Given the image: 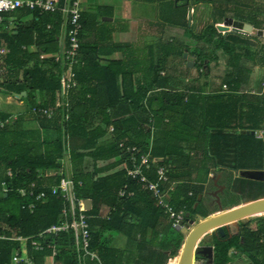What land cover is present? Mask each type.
<instances>
[{
    "label": "trees",
    "instance_id": "16d2710c",
    "mask_svg": "<svg viewBox=\"0 0 264 264\" xmlns=\"http://www.w3.org/2000/svg\"><path fill=\"white\" fill-rule=\"evenodd\" d=\"M175 1L178 5L179 0ZM57 2L62 4L63 0ZM198 4H204L208 8L207 15L210 19L203 23L198 32L194 30L193 24H187L186 12L182 16L184 21L180 19L177 22L181 24L184 43L178 42L179 48L175 57H181L182 53L187 52V56L194 58V65L190 67L187 59L183 60L184 72L179 68L180 70L173 73L168 69V58H161L156 64L146 67L150 72L147 82L140 78L133 81V67H129L134 61L129 62V66L120 67L124 68V75L120 79V70H115L111 62L100 64L96 47H87L81 42L84 23L81 16L80 45L77 63L73 65L78 85L64 94L69 102V121L64 124L60 120L59 115L63 110L59 107L58 100L62 94L65 64L55 61L52 56L41 57L42 54L58 53L56 28L46 29L44 24L39 26V22H34L30 28H18L15 34L13 30L6 28L5 22L0 25L4 29L0 33V44L5 50L0 54V92L19 96L26 101L29 108L15 114L17 116L12 120H9L12 117L10 113L0 112V165L4 164L6 170H11L14 174L11 179L5 174L1 178L8 181L13 188L0 194L1 224L15 229L17 235L27 236L58 221L62 204L59 195H51L49 188H45L49 194L47 201L37 203L31 213L21 208L22 200L16 189L31 182H38V185L43 182L57 183L60 177L39 180L36 177L37 170L59 168L60 159L67 154L74 164L72 178L76 198L92 201L91 209L86 211L90 235L88 249L91 252L107 264L111 253L112 257L118 256L117 249H110L109 246L112 235L124 234L127 238H135L149 228L153 235L157 230L167 235L163 244H160V249L167 250L168 254L164 255L171 257L181 246L183 235L172 226V220L157 203L151 191L143 189L126 175L129 166V161L126 160L128 154L119 145L121 142L136 145L143 152L149 150V157L154 160L152 167L165 166L166 176L175 183L169 193L170 204L177 210L184 207L189 217L196 213L205 217L216 210L209 211L204 208L203 198L197 201L198 195L205 190L204 183L210 171L216 168L225 170L228 180L236 179V173L246 169L240 163L238 165L236 159L247 156L245 153L248 154L249 151L252 154L254 141L262 145L261 151L255 157L260 164L257 163L259 166L254 170L262 167L263 137H256L251 131L264 130V96L257 102L247 100L248 92L238 93V87L240 82H248L252 64L258 65L260 69L264 68V38L238 32L221 33L216 24L222 23L225 17H232L252 24L255 28H262L264 0H189L185 6L189 8ZM20 11L17 9L16 13ZM37 13L35 16L40 19ZM11 14L2 13L3 19L9 18ZM22 14H27V11H22ZM30 44L34 47L32 50H28ZM220 58L225 59L230 74L224 78L229 92L201 94L200 90L191 91L184 87L190 81L189 78L187 80L189 68L196 69L198 75L195 78L200 79L210 69L209 64L217 63ZM177 72L185 75L184 81L176 76ZM95 84L96 90L98 85L104 86L102 100L96 101L97 105L90 98L92 94L89 97V91ZM22 91H25V95H21ZM230 95L240 97V109L234 114H240L242 119H247L246 123L240 122V128L243 129H239V138L235 140L224 133V129L228 128L221 127L222 124L215 121L220 118L218 116L222 120L225 112L217 110L219 102L216 100ZM31 108L35 111L31 112ZM41 108L54 109L53 116L47 118ZM94 116L98 121L93 124ZM226 116L228 120L229 114ZM26 118L36 120L43 129L56 132L63 128L65 134L69 135L68 145L60 138L44 142V149L40 152L36 150L41 148L38 146L40 142L29 143L30 146L21 145L19 133L23 132L21 123ZM110 127L113 128L112 131H109ZM184 129L192 131L194 137L191 146L185 148L188 155L182 158L173 141L175 135ZM209 138L212 140L209 141ZM180 144L179 142V148L183 149L182 145L185 143ZM211 144L214 149L209 146ZM210 150L219 157L213 163L206 159ZM237 150L238 153H235ZM232 154L235 156V163L232 161ZM86 157L91 160L92 169L84 172L78 167ZM100 162L103 164L99 165ZM148 177L151 180L156 179L154 169L148 173ZM125 184L127 194L119 197L117 192ZM160 187L165 189L167 184L162 183ZM10 197L17 200V207L9 200ZM102 208H106L104 216H101ZM39 242L43 244V250L31 251V258L36 264H42L50 256L49 246L53 245L58 250L57 262L77 264L71 230L56 235H43ZM205 243H211L213 253L211 258L204 259L213 264H264V217L257 216L248 221H240L237 233L231 234L224 229L223 235L219 232L213 233L201 244ZM18 246L16 241L0 240V264H10L11 253ZM176 259L179 260V257Z\"/></svg>",
    "mask_w": 264,
    "mask_h": 264
},
{
    "label": "built area",
    "instance_id": "2783aa9c",
    "mask_svg": "<svg viewBox=\"0 0 264 264\" xmlns=\"http://www.w3.org/2000/svg\"><path fill=\"white\" fill-rule=\"evenodd\" d=\"M27 7L29 9H37L40 13L56 14L61 13L64 15L65 32H64V45L59 53L49 54L55 61L65 64V70L63 71V88L61 101L59 107H62L61 117L64 122L69 119L68 106L69 102L66 95H64L70 88H75L78 85L76 79V73L73 71V65L77 63L80 39L79 34L82 28L80 21L81 18V4L79 0H64L62 4H58L57 0H0V23L3 21L2 13L10 12L17 8ZM47 28H51V25H47ZM264 30V24L262 26ZM5 52L4 48L0 44V54ZM44 55H41L43 57ZM44 115L52 117L54 109L41 108ZM35 109L31 108V112ZM3 123H1V126ZM112 127L109 131H112ZM123 150L128 154L127 161L129 166L126 169V175L135 180L141 185L143 189L151 191L152 196L157 203L163 207L164 212L172 220V226L175 227L179 223H184L187 217L186 209H174L170 204L169 193L174 188V182L169 181L165 174V166L159 165L152 167L154 160L149 157V150L142 151L136 145H128L124 142L119 144ZM155 171L156 179L151 180L148 177V173ZM5 176L11 179L14 174L11 170L5 172ZM36 177L39 180L52 179L54 177H60L57 183L47 184L46 182L38 185V182H31L25 187L16 189V192L20 196L21 208L33 212L37 203H44L48 199V193L45 188H49L51 195H59L62 199V204L59 213V220L57 223L50 225L44 230H40L35 234L22 236L17 235L7 225L0 223V240L16 241L19 243L18 248L14 249L11 253L10 264H36L31 258V251H41L44 246L39 242V238L43 235H56L60 232L68 230L72 231L73 235V248L77 253L78 264H86L84 257L88 256L90 262L93 264H102L98 255L94 254L88 249L90 235L86 218V201L85 198H76L74 194V181L72 176L67 177L64 173L62 164L59 168H50L44 170H37ZM162 183H166L167 187L161 189ZM13 188L11 184L2 179L0 181V194L7 193ZM127 185H123L117 192L119 197L126 195ZM132 192L130 193V195ZM90 210V209H89ZM106 213V212H105ZM105 213H101L104 216ZM260 216L264 217V212L260 213ZM5 225V226H4ZM11 234L9 235L8 234ZM51 249V255L49 258L43 260L42 264H64V261L56 259L57 247L55 245L49 246ZM89 264V263H88ZM193 264H213L206 261L201 255H196Z\"/></svg>",
    "mask_w": 264,
    "mask_h": 264
},
{
    "label": "rangeland",
    "instance_id": "374dc122",
    "mask_svg": "<svg viewBox=\"0 0 264 264\" xmlns=\"http://www.w3.org/2000/svg\"><path fill=\"white\" fill-rule=\"evenodd\" d=\"M114 1H121L125 7H129V10H128L129 13L132 12L133 6H135V4H136L135 8L138 10V12L143 13L147 16L145 18L144 27L142 26V24H140V29L138 30V36H137V44L133 45V51L132 50L127 51L128 52L127 57L134 61L133 63H131V67H129V69H131L133 67L131 69V72L134 76L133 81H137V79L140 78L141 81L145 80L147 82L149 77H150V72L147 71L146 67L150 64H156L161 58H164V57L168 58V62H169L168 63V69L170 72L174 73V72L178 71L179 68L181 69L182 72H184L183 70L185 67L184 66L185 62H183V60H186V58L183 57V53H182L181 57L180 56L175 57L176 50L179 48L178 42L182 41V43H184V41L182 40V37H181V34H182L181 32H183V30H182V27L180 26L181 24H179L177 22H179L180 19H181V21H184V18H182V16L186 12L187 24H189V23L193 24L194 30L196 32H198L202 28L204 22L210 21V19L208 18V15H207L208 8L204 4H198L197 6L194 5L195 7L193 6V8H191V7L187 8V6H185V3H187V2L189 3V0H186L185 2H184V0H179L178 5L175 3V0H161L160 3L158 4V6L157 5L155 6V10H154V11L158 10V12L157 13L154 12V16L156 17L155 24L157 27L153 29L154 30V35H153V32L151 30V24L152 23L148 24V22H149L148 17H150V18L152 17L150 11H148V3L151 2L152 0H138L137 3H134V2L128 3V0H111V2H114ZM83 5L86 6V11L88 13V11L90 9V5H91L90 0L84 2ZM96 5H98V4L95 2V5L91 9H92V11H94L93 14H95L97 19L100 21V19H102L103 16H101V17H99V16L104 10L96 7ZM185 9H186V11H185ZM87 13H85V11H84L83 21L86 23V25L88 27V26H90V21H89L90 19L88 18ZM189 13L191 15L190 21H188V14ZM1 29H3V28L1 27ZM96 33L99 34L100 36L105 35V31L102 30L100 27L97 28ZM221 33H223V31ZM127 57H126V59H127ZM125 63L126 62H123V65H125ZM215 71H217L216 68L214 67V65H211V73L213 74ZM189 75H190V77H189ZM197 75L198 74H197L196 69H194V68L190 69L189 68L187 80L189 78L190 81L188 80L189 82L186 83V85L192 86L194 79H196V78H194V76L196 77ZM176 76L179 79H182L184 81L185 75H179V73H178ZM206 76L207 75H203L199 81L209 82L210 78H207ZM205 85H204V87H205ZM0 101H1V103H4V101H2V99H0ZM216 101L219 102V105H217V110L220 109L221 111L222 110L225 111L226 113L225 112L224 113L226 115L229 114L230 123H234V124L238 125L241 121L244 122L245 120H247L246 118L242 119L240 114H237V115L234 114V112L239 111V109H240V107L238 106L240 103V97L239 96L230 95V96L220 97ZM224 104H225V108H224ZM1 108L5 109L6 107H4V104H1L0 109ZM259 108L261 109V107H259ZM17 111L20 112L19 110H17ZM227 112H228V114H227ZM225 120H227V119H225ZM263 123H264V121L262 122V124ZM30 127H32V124H30V125L25 124V129H27L29 131H33L32 128H30ZM238 127L239 128L229 127L228 128L229 130L224 129V133L229 134V136L234 140L238 139L239 137L237 135L239 133V129H243V128H240L241 127L240 125ZM23 128H24V126H23ZM256 132H257V130H256ZM42 133H43V131L40 130V132H34L33 136L41 135ZM262 136H263L262 140L264 142V135H262ZM193 137L194 136L192 134V131L187 130V129H184L182 132L175 135V138H174L175 140L173 141V144L176 145L175 146L176 150H177L179 156H181L182 158H183V156L186 157L188 155L186 153L187 151L185 148L191 146V144L193 142L192 141ZM60 139H62V138H60ZM248 139H250V138H248ZM208 140L211 141L212 139L209 138ZM259 140H261V139H259ZM179 142L181 143L180 145H182V143H185L182 145L183 149L179 148ZM233 144H234V141H233ZM234 145H235V147H237L236 144H234ZM209 146L212 147V149H214L213 144H211ZM261 148H262V145L259 142L254 141L252 144V149H253L252 154L250 153V151L248 152V154L245 153L247 156H241V154H238V156L239 157L241 156L242 159H240V160L236 159L237 164L240 163V165L245 166L246 168H257L259 165H256V164L257 163L260 164V161L258 158L256 159L255 157H256V155L259 154V151H261ZM184 153H186V154H184ZM235 153H238V150ZM235 153H233V154L235 155ZM208 154H209V157L206 158L207 162L213 163V160L215 158L219 159V157L217 155H215L216 153H214L212 150L208 151ZM233 154H232V157H233L232 161H233V163H235V156H233ZM69 160L70 159H69L67 154H65L60 159L63 171L66 172L65 174H67L68 178H69V176H72V171H73L72 170L73 165ZM100 164H103V163L100 162L99 165ZM0 167H5V165L1 164ZM78 168H79V170H82L85 172V171H90L92 169V166H91V163L85 159ZM213 174H216L215 170L212 171L211 175H213ZM222 175L226 176V173H224ZM236 175H237V173H236ZM232 176H233V174H232ZM217 184H219V183H217ZM229 184H230V188H224V189L218 188L219 190L216 191L218 186L214 185V182H212L210 180V182L208 183L204 192L202 193L203 195L201 196V198H203L204 208H206L209 211H213L218 207L215 204L219 203V202L222 206H226V205H230L231 203H235L232 205V207H233V206H236L238 204L247 202V200H249V199L253 200V199L264 196V194H263L264 193V182H260V181H256V180H247V179L245 180L242 178L239 179L237 177L235 180L231 179ZM213 193H215L216 197H214ZM219 198H221V199H219ZM9 200L13 202L15 207H17V200L15 198L10 197ZM105 209L106 208H102L101 213H105L106 212ZM223 209H225V208H223ZM257 216H260V215H257ZM257 216L256 215L250 216L245 221H248L251 218H254ZM151 233H152V230L148 228V229L142 231L139 236H135V238H127L124 234H121L122 237H120L119 234L112 235L113 237L111 240L112 241L111 244L113 246H117V251H118L117 252L118 256L116 258L117 264H130V262H133V264H147V260L143 256V250H145V248H147V246H149L148 245L149 243H150V245H155V246L163 244V242L165 241V238L167 236V235H164L161 230H157V232L154 235L152 233V237H150V238H152L151 240L146 239L145 234H151ZM212 234L213 233H208L207 235H205L202 238L201 242H203L206 239L208 240L212 236ZM118 236L121 240L118 243H116L114 240L119 239ZM177 253L178 252H176L175 255H177ZM174 256H171V257H174ZM110 257H112V253L110 254ZM171 257H169V258H171Z\"/></svg>",
    "mask_w": 264,
    "mask_h": 264
},
{
    "label": "crops",
    "instance_id": "0c3cea01",
    "mask_svg": "<svg viewBox=\"0 0 264 264\" xmlns=\"http://www.w3.org/2000/svg\"><path fill=\"white\" fill-rule=\"evenodd\" d=\"M79 1L81 3V9H82L81 16L83 17L84 11H85V13H87L86 6L83 5V3L86 1H89V0H79ZM95 2L98 4V5H96V7L104 10L99 16V17L103 16V18L100 19V21L97 19L95 14H93L94 11H92V9H91L95 5ZM129 2L137 3L138 0H135V1L134 0H128V3ZM90 3H91L90 9L87 13L88 18L90 19L89 20L90 26L87 27L86 23L85 22L83 23V29H82L83 33H82V37L80 38L81 42H83V44H85L87 47H90V46L96 47L98 62L100 64H108L111 62L110 64L113 67L115 66L114 67L115 70H118V71L120 70L119 75H118V78L120 79V77L124 75L122 72L124 70V68L120 69V67L123 66V62H126L125 65L129 66L128 63L133 61L127 57V53H128L127 51L128 50L133 51V45L137 44V36H138V30L140 29V24H142V26L144 27L145 18L147 16L143 13L138 12V10L135 8L136 4H135V6H133L132 12L129 13L128 12L129 7H125L121 1L111 2V0H90ZM159 3H160V0H152L151 2L148 3V11H150V13L152 15L151 18L148 17L149 18L148 24L152 23L151 24V30L153 32V35H154L153 29L157 27L155 24L156 17L154 16V12L155 13L158 12V10L157 11H154V10H155V6L156 5L158 6ZM176 4H177V2H176ZM22 8H23V10H22ZM191 8H193V7H191ZM17 9H20L21 11L16 13ZM17 9H15L13 12L10 11L12 14L9 16V18H7V19L4 18L3 21L0 23V25L3 22H5V24H6L5 26H7L6 28L8 30H13V32L16 34L18 28H20L22 26L30 28L34 22H36V23L39 22V23H37L39 26L44 24L46 29H49V28H47V25L49 24V25H51V28L53 27V28H56V30H57V36H56L57 42H58L57 52L58 53L61 52L63 45H64V32H65V27H66L65 23H64V15H62L61 13H58V14L45 13V14H43V13H40L37 9H29L27 7H21V8H17ZM24 10L27 11V14H22V11L24 12ZM36 13H37V15L40 16V19H38V16H35ZM107 18H110V19H107ZM98 27H100L102 30L105 31L104 36H100L99 34L96 33V30ZM2 31H4V29L0 28V33ZM32 44H30L28 46V50H32L34 48ZM53 53H55V52L44 54L43 58H47L50 56L49 54H53ZM126 57H127V59H126ZM215 63L216 62H211L209 64L210 69L206 70V73L204 74V75H207L206 76L207 78H210L209 79L210 83L205 82V81L204 82L199 81L201 78L200 79L196 78V80L194 79L192 86L185 85L184 87H187V89H190L191 91L200 90L201 94H208L209 92H217V93L229 92L228 86L224 83V81H225L224 78L226 76H230V74L228 73V70H227L228 69L227 65L225 64V59L220 58L217 61V63L216 64ZM211 65H214V67L217 70L213 74L211 73ZM252 65H253V67H252V70L250 72L249 80H248V82H240V86L238 87V93L248 92L247 96H246L247 100H254V102H257L258 100H260L261 96H264V68L261 67L263 69H260V67L258 65H254V64H252ZM189 77H190V75H189ZM194 78H195V76H194ZM83 82H86V81H83ZM95 83H97V81H95ZM204 85H205V87H204ZM89 92H90L89 97H90V94H92V97H90V98L97 105L96 101L102 100V94L104 93V86L98 85L97 90H96V84L92 85V88ZM94 95H95V97H94ZM61 96L62 95L60 94V98H59L58 102L61 101V99H62ZM0 99H2V101H4V103H1V101H0V106H1V104H4V107H6L5 109L1 108L0 112L10 113L12 117H10L9 120L10 119L12 120L13 118H15L17 116V115H15L18 113L17 110H19L20 112L21 111L24 112V111H27V109H29L26 106V101L24 99H20L19 96H13V95H9V94H5V93L0 92ZM263 100H264V98H263ZM240 106H241V104H240ZM94 108H97V107H94ZM224 108H225V104H224ZM59 116H60L61 123L64 124L65 122L63 121L61 114ZM218 117H220V118L215 120V121L217 123L220 122V124H222L221 127L229 128L230 126L235 125L236 127H232V128H239L238 126L240 125V123L238 125H236L234 123H230L229 118H228V120H225L227 118L225 113L222 116V120H220L221 116H218ZM47 118H49V117H47ZM67 121H69V120H67ZM97 121H98V118L96 116H94L92 123L94 124ZM246 122H247V120L244 121V123H246ZM25 124H29V125L32 124V127H30V128H32L33 131H29V130L25 129ZM23 126H24V128H23ZM21 128L23 130L22 133H19V134H21V136H20L21 145L30 146L29 143L36 142L37 144H39L38 142H40V145H38V146H41V148L38 147V149H36V150H39V152L44 149V147L42 146L44 142H46L47 140L54 139V138H62V141H66L67 145H68L69 135L65 134L63 128L61 131H56V132L52 131V129H43L38 125V122L36 120H34V119L31 120L29 118H26L25 121H23L21 123ZM40 130L43 131V133L41 135L33 136L34 132H40ZM254 133L256 134L255 135L256 137H262L264 130L258 129L257 132L254 131ZM176 157H177V154H176ZM69 159H70V157H69ZM85 159L88 162H90L91 166H92V162L89 159V157H86ZM69 161L72 163V165H74L71 160H69ZM7 170H6V167H0V181L2 180L1 178L4 176V174ZM72 170H73V167H72ZM214 170H215L216 174L211 175L212 171H214ZM250 170H254V168H246L242 171L247 172ZM64 173H66V172H64ZM72 173H73V171H72ZM224 173L227 174V171L217 169V168L211 170L207 179H206V182L204 183V187L206 188L208 183L211 180L219 188H230L229 181H231V179L228 180L227 176L222 175ZM240 178H242V177H240ZM243 178L250 179L247 177H243ZM232 180H235V178ZM217 183H219V184H217ZM202 195L203 194H201V196ZM219 199H221V198H219ZM247 201H250V199ZM233 204H235V203H231L230 205H226V206L221 205V206L217 207L213 213H217L223 208L227 209L229 207H232ZM12 231L17 232V231H15V229ZM68 231H70V230H68ZM68 231H65V232H68ZM29 235H32V234H29ZM119 236L122 237L121 234H119ZM119 236H118V238H119ZM145 237H146V239L151 240L152 238H150V237H152V233L151 234H145ZM120 240L121 239L119 238V239H116L114 241L116 243H118ZM148 245L149 246H147V248H145V250H143V256L146 258L147 264H165V263L171 264L173 261H175L176 258L179 257L178 253L176 256H174L172 258L166 257V255H164V254H168V251L167 250H165V251L161 250L160 245L155 246V245H150V243ZM109 246H110V249H112V248L117 249V246H113L111 243ZM47 258H49V257H47ZM47 258H45V259H47ZM76 259H77V253H76ZM99 260L102 264H104L100 257H99ZM107 261L109 262L107 264H117L116 257H110ZM84 262L86 264H88L90 262L89 257L85 256ZM77 264H78V260H77ZM89 264H92V263L90 262ZM130 264H133V262H130ZM173 264H175V263H173Z\"/></svg>",
    "mask_w": 264,
    "mask_h": 264
},
{
    "label": "water",
    "instance_id": "95a60500",
    "mask_svg": "<svg viewBox=\"0 0 264 264\" xmlns=\"http://www.w3.org/2000/svg\"><path fill=\"white\" fill-rule=\"evenodd\" d=\"M190 16L191 15L189 13L188 21H190ZM216 28L219 32L223 31V33L238 32L246 36L255 34L256 36L264 38L263 29L255 28L252 24L235 20L232 17H225L222 23L216 24ZM183 57L187 59L188 66L192 67L194 65V58L188 57L187 52H184ZM21 95H25V91H22ZM251 133L254 134V131H251ZM248 172L255 173L256 171L250 170ZM200 198L201 194L198 195L197 201H199ZM85 204L86 209L89 210L91 208L92 201L90 199H86ZM262 212H264V196L227 209H221L219 212L212 213L205 217L201 215L189 217L187 214L185 222L183 224L179 223L174 227L175 230L179 231L183 235L182 244L177 250V252L180 251L178 264H193L196 255L211 258L213 247L211 245L201 244L202 238L205 235L208 233H214V231L223 235L224 229L228 227L234 228L235 233H237L240 221H245L248 217L257 216Z\"/></svg>",
    "mask_w": 264,
    "mask_h": 264
},
{
    "label": "flooded vegetation",
    "instance_id": "af4514ba",
    "mask_svg": "<svg viewBox=\"0 0 264 264\" xmlns=\"http://www.w3.org/2000/svg\"><path fill=\"white\" fill-rule=\"evenodd\" d=\"M189 57V56H188ZM262 135H264V134H262ZM263 137V136H262ZM251 171H256L255 173H250V172H244V171H238L237 172V176H238V178H240V177H247V178H250V179H253V180H256V181H260V182H264V158H263V163H262V167L260 168V169H255V170H251ZM263 172V173H262ZM214 185H216L215 183H214ZM219 187H217V189H216V191H218L219 189H218ZM220 189H224V188H220ZM223 191V190H222ZM214 194V197H216V195H215V193H213ZM204 203V202H203ZM215 203V202H214ZM215 205H217L218 207L219 206H221V204H220V202L219 203H216ZM210 214H212V213H210ZM198 215H201L200 213H196V214H194L193 216H198ZM202 216V215H201ZM227 230H229L230 232H231V234H233V233H235V230H234V228H232V227H228V228H226ZM217 231H214V233H216ZM218 233V232H217ZM202 243V242H201ZM211 243H205L204 245H210ZM212 246V245H211ZM213 247V246H212ZM213 253V252H212ZM202 256V255H201ZM203 258H207V257H204V256H202Z\"/></svg>",
    "mask_w": 264,
    "mask_h": 264
},
{
    "label": "bare ground",
    "instance_id": "6f19581e",
    "mask_svg": "<svg viewBox=\"0 0 264 264\" xmlns=\"http://www.w3.org/2000/svg\"><path fill=\"white\" fill-rule=\"evenodd\" d=\"M84 202H86V201H84ZM181 250V249H180ZM180 254V251L178 252V255ZM180 256V255H179ZM176 261V262H175ZM175 261H173L171 264H173V263H177L178 264V260L177 259H175Z\"/></svg>",
    "mask_w": 264,
    "mask_h": 264
},
{
    "label": "clouds",
    "instance_id": "9594fccd",
    "mask_svg": "<svg viewBox=\"0 0 264 264\" xmlns=\"http://www.w3.org/2000/svg\"><path fill=\"white\" fill-rule=\"evenodd\" d=\"M262 29V28H261ZM91 209V208H90ZM260 215V214H259Z\"/></svg>",
    "mask_w": 264,
    "mask_h": 264
}]
</instances>
